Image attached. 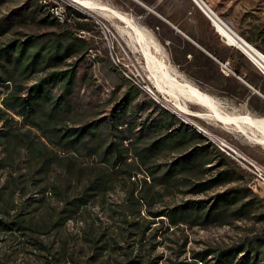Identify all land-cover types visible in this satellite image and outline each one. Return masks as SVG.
Instances as JSON below:
<instances>
[{
  "label": "trees",
  "instance_id": "trees-1",
  "mask_svg": "<svg viewBox=\"0 0 264 264\" xmlns=\"http://www.w3.org/2000/svg\"><path fill=\"white\" fill-rule=\"evenodd\" d=\"M36 6L34 11L44 14V5ZM39 22L57 31L15 38L0 45V87L6 91L0 107V122L4 125L0 130V148L12 152L15 142H20L28 157L39 161L40 169L35 173L42 175L47 172L49 161L57 156L49 147L94 159L101 167L93 178L85 181L68 168L63 172L62 184H41L42 198L19 200L18 208L0 197V234L30 237L45 252L43 264H159L161 257L154 256L158 229L151 228L150 216L166 217L174 225L205 226L230 217L241 218V213L253 208L256 202L264 208L262 199L258 201L256 195L238 188L217 193L209 201L186 200L154 213L150 212L152 199L147 189L140 195L131 190L119 202L107 205L105 195L120 168L128 173L129 180L144 167L149 175L158 174L153 178L159 184H168L196 173L204 175L206 167L214 163L219 169L216 175L194 184L190 180L189 193L194 195L234 182L240 176L235 177L228 159L213 149L200 132L152 100L146 109L152 107L153 111L142 129L136 131L131 120L138 118L142 103L130 106L143 95L136 87H127L124 99L109 116L87 121L78 117L73 96L78 84L77 65L68 61L82 57L88 49L87 42L48 15ZM6 26L7 22H0V28ZM242 33L249 43L264 52V23ZM249 84L253 85V81ZM1 94L0 91V97ZM8 112L20 121L9 118ZM22 126L26 127L24 132ZM165 152L179 156L166 168L154 166L155 157ZM144 183L148 184L145 180ZM21 184L22 189L17 192L24 198L27 179ZM46 194L58 198V207H45L36 214ZM95 204L103 209V220L92 217L91 208ZM261 218L264 221V213ZM68 223L74 224L72 232L64 231ZM50 236L55 245L53 242L43 245L41 238ZM193 259L194 263L175 264H264V231L239 243L196 253ZM0 264L15 263L0 253Z\"/></svg>",
  "mask_w": 264,
  "mask_h": 264
},
{
  "label": "rangeland",
  "instance_id": "rangeland-1",
  "mask_svg": "<svg viewBox=\"0 0 264 264\" xmlns=\"http://www.w3.org/2000/svg\"><path fill=\"white\" fill-rule=\"evenodd\" d=\"M88 1L104 5L124 14L140 31L146 34L149 43L151 36L162 49L164 63L169 69L178 74L177 79L181 82L192 83L194 88L210 96L215 101L221 114L230 116L249 114L253 118H264V99L258 95L250 97L248 90L243 85L237 84L238 82L232 74H229V77L222 74L227 80L216 77L211 82H205L191 78L190 72H185L175 66L167 53L166 47L155 37L154 33L151 32L153 35L150 33V19H139L137 15L141 13V10L129 0ZM37 3L44 5L43 16H50L63 28L87 42L88 49L86 53L80 58L77 56L68 61L69 64L76 63L77 65L78 84L73 96L78 117L87 121L109 116L116 104L124 99L127 87H136L143 94L130 106V108H133L136 104L142 103V111L138 118L135 117L131 120L136 131L142 129L141 125L151 112L152 107H149L148 110L146 107L149 101L152 100L160 108L167 110L181 122L200 132L207 139V142L213 146V149L221 152L228 159L236 172L235 177L240 176L234 182L194 195L189 193L190 180L194 184L216 175L219 169L213 166L214 163L206 167L207 173L204 175L203 173H196L194 176H187L184 180L178 179L168 184H159L153 178L158 174L155 176L149 175V171L144 167H141L140 172L136 175L133 174L130 180L124 168H120L114 175L115 180H113L111 190L105 195L107 205L119 202L131 190L140 195V192L142 193L145 189L150 192V198L152 199L150 212L152 213L162 209H170L184 203L186 200L209 201L215 194L229 188H238L244 192L249 191L256 195L258 201L262 199L264 189L253 175L239 163V160L235 158L236 156H233L229 150L226 154L218 149L217 144H219V141L217 138L263 168L264 145L246 138L237 132L233 126L220 124L211 118L196 117V115L207 114L209 110L180 98L181 105L185 106L192 115L183 116L172 108L171 105L175 101L172 97L150 90V85L144 79L147 76L143 70L144 59L138 52H134L131 45V36L126 32L128 29L125 23L114 17H106V20L99 18V22L67 0H0V22L5 21L8 23V27L0 28V45H4L15 38L57 31L55 27L52 28L39 22L43 16L34 11L37 8ZM59 8L62 11L61 21L54 16V11H59ZM211 8L225 21L214 7ZM80 26L84 29H80ZM230 26L234 28L231 24ZM239 26L245 27L244 30L250 28L248 24H240ZM235 27V33L249 43L245 39L244 33L237 29L238 26ZM39 77L38 75L33 78L27 84V87ZM242 79L248 84L252 80L255 89L264 96L262 94L264 79L257 72L248 71ZM0 91L2 93L0 107H2L1 100L6 95V91L1 87ZM8 113L9 118L12 117L14 120L20 121L12 113ZM3 128L4 125L0 122V130ZM121 128L124 129L125 126ZM25 130L26 127H23L21 131L24 132ZM14 146L12 152L0 148V197L5 200L8 199L11 205L13 207L17 206V208L19 200L42 198L41 184H62L63 172L68 168H71L72 173L78 175V178L85 181L88 178H93L96 169L101 167L94 159L77 157L73 152H62L49 147V151L57 156L54 160L49 161V165L45 167L47 172L42 175L39 172L35 173L40 169L39 161H34L31 157H28V154L21 148L20 142H15ZM51 155L48 153V157H51ZM178 156V153L165 152L155 157L154 166L166 168ZM130 158H132L131 155ZM24 179H27L28 187L25 188L26 195L23 198L19 196L23 194L17 191L18 188L22 189L21 183ZM144 180L148 183L147 185H145ZM16 181L18 182L17 187L16 184L14 185ZM12 190L16 193H12ZM45 207H58V198L46 194L42 208L35 213L43 212ZM26 210L30 211L29 208ZM103 213L104 211L99 204L92 206L91 214L93 218L103 220L105 217ZM263 213L264 208L256 202L253 208L241 213V218L230 217L205 226L174 225L166 217L153 218L150 216V222L153 223L151 228L153 230L158 229L154 256L161 257L159 264L194 263L193 255L196 253L239 243L245 238L262 233L264 231V221L261 218ZM74 229V224L68 223L64 231L72 232ZM40 241L43 245H50L54 239L50 236L43 237ZM53 243L55 245V242ZM0 253L8 255L15 264H43L45 256V252L41 251L30 237L18 233L0 234ZM195 264H201V262Z\"/></svg>",
  "mask_w": 264,
  "mask_h": 264
},
{
  "label": "crops",
  "instance_id": "crops-1",
  "mask_svg": "<svg viewBox=\"0 0 264 264\" xmlns=\"http://www.w3.org/2000/svg\"><path fill=\"white\" fill-rule=\"evenodd\" d=\"M129 1L141 10L137 15L139 19H150V33H154L166 47L173 64L185 72H190L191 78L205 82H211L216 77L227 80L223 75L229 76L222 71L220 64L228 63L237 84L243 85L250 97L258 95L264 99L255 86L242 79L248 71L257 70L240 50L222 40L208 16L192 0ZM204 1L216 9L225 19L224 21L220 18L223 24L234 32L235 26L240 31L244 30L245 27L239 26L240 24L252 27L264 23V0Z\"/></svg>",
  "mask_w": 264,
  "mask_h": 264
},
{
  "label": "bare ground",
  "instance_id": "bare-ground-1",
  "mask_svg": "<svg viewBox=\"0 0 264 264\" xmlns=\"http://www.w3.org/2000/svg\"><path fill=\"white\" fill-rule=\"evenodd\" d=\"M67 1H69L82 11L86 12L95 20L99 21V18L106 20V17H114L126 24V27L128 29V31L126 32H128L127 34L131 36V45L134 52H138L144 59L143 70L147 75L144 79L150 85V90H155L159 94H165L172 97L175 101L171 106L179 114L183 116L191 115L187 108L181 105L179 101L180 98H183L188 102L203 106L209 110L207 114L196 115V117L205 119L211 118L219 122L220 124L233 126L237 130V132L241 133L246 138L251 139L257 144L264 145V118H253L249 114L238 116L221 114V112L218 110V107L216 106L215 101L210 96L197 90L190 83L183 81L181 82V80L179 81V79H177L178 74L169 69L168 66L164 63L162 56L163 53L160 46L154 41L151 36L149 43L147 41L146 34L140 31L137 26L134 25L124 15L104 5L96 4L88 0ZM55 12L59 11L55 10L54 16L56 19L61 21L62 15ZM204 13L211 21V16L208 15V12ZM229 30L231 29L229 28ZM228 39L229 44L235 46L238 50H240L258 72H264V65H259V62L257 60L252 58L251 55H248L249 51L247 47L242 44L235 43V41L230 37H228ZM242 41L244 42V44H249L243 38ZM219 140L224 143L223 140ZM226 145L229 146L228 144ZM217 147L222 152L228 154L227 149H225L220 142L219 144H217ZM229 148L234 150L238 155H241L240 152L236 151L231 146H229ZM262 200L264 203V195L262 196Z\"/></svg>",
  "mask_w": 264,
  "mask_h": 264
},
{
  "label": "built area",
  "instance_id": "built-area-1",
  "mask_svg": "<svg viewBox=\"0 0 264 264\" xmlns=\"http://www.w3.org/2000/svg\"><path fill=\"white\" fill-rule=\"evenodd\" d=\"M192 1L196 5V7L200 9L201 12H208V15L211 16L212 26L218 32V34L220 35V37L224 42L230 45L228 39V37H230L235 41V43L244 45L245 47H247L249 51L248 55H251L252 58L257 60L259 62V65H264V53L261 50L257 49L252 44H244V42L242 41V37L237 35L233 30H229V28H227L226 25L223 24V22L220 20V16L204 0H192ZM55 13L62 15V11L60 8H59V12H55ZM220 65L222 67V71L226 75L229 74L234 75V72L230 69L228 63H221ZM258 73L264 79V72H258ZM217 140L219 139L217 138ZM219 142L222 144V146L225 149L229 150L233 156H236L235 158L239 160V163L253 175V177L258 181L260 186L264 189V168L258 165L256 162L248 159L244 155L242 154L238 155L234 150H232L231 148H229V146L226 145L227 143L225 142L223 143L220 140Z\"/></svg>",
  "mask_w": 264,
  "mask_h": 264
}]
</instances>
